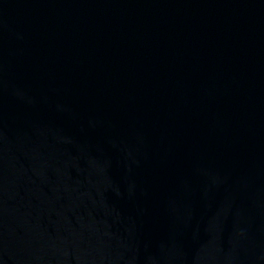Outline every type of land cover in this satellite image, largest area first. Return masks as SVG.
I'll return each mask as SVG.
<instances>
[{"label":"water","instance_id":"obj_1","mask_svg":"<svg viewBox=\"0 0 264 264\" xmlns=\"http://www.w3.org/2000/svg\"><path fill=\"white\" fill-rule=\"evenodd\" d=\"M0 264H264V0H0Z\"/></svg>","mask_w":264,"mask_h":264}]
</instances>
